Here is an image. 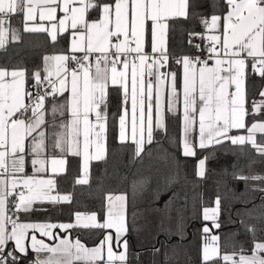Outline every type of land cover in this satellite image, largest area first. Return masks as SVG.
<instances>
[{"label": "snow or ice", "instance_id": "6c2138e0", "mask_svg": "<svg viewBox=\"0 0 264 264\" xmlns=\"http://www.w3.org/2000/svg\"><path fill=\"white\" fill-rule=\"evenodd\" d=\"M200 7L196 0H0V49L21 39L10 26L16 15L25 33H46L53 48L70 36L69 47L44 54L30 77L26 68L0 67V264H22L29 255V264H128L126 194L106 193L100 212L77 211L70 223L20 216L37 205L72 201L56 180L69 156L81 159L75 185L90 186L91 162L108 152L110 88L122 96L117 139L134 158L150 151L155 134L167 133L171 114L180 121L185 157L230 142L249 145L264 160V89L251 101L247 90L250 74L264 80V0H213L210 15L198 13ZM197 18L202 31H190L188 43L201 55L176 57L182 74L162 71L173 59L170 26ZM206 160L197 165L202 178ZM232 178L264 184V175L251 172ZM255 190L264 200V187ZM213 203L201 207V264H264V239L257 238L264 228L245 226L251 249L222 254L215 231L222 226L221 197ZM175 211L182 233L184 208ZM73 229L102 238L88 247L72 238Z\"/></svg>", "mask_w": 264, "mask_h": 264}, {"label": "trees", "instance_id": "16d2710c", "mask_svg": "<svg viewBox=\"0 0 264 264\" xmlns=\"http://www.w3.org/2000/svg\"><path fill=\"white\" fill-rule=\"evenodd\" d=\"M202 7L198 13L211 14L213 0H196ZM220 3L221 0H215ZM95 15V13H93ZM19 22V20H17ZM202 29L199 19L179 21L170 26L168 46L171 53L192 50L188 43L190 31ZM21 39L11 41L0 50V67L26 68L31 73L41 65L44 54L64 49L68 35L58 38L53 44L46 33H25L16 27ZM32 81L29 80V87ZM264 88V80L249 75L247 90L249 101L258 98ZM119 105L115 99L109 104V131L105 160L92 161L91 183L75 185L79 173L78 161L70 159L66 173L57 177L59 192H68L72 201L65 205L49 206L32 212L38 220H71L79 212H100L106 193L126 194L127 222L129 231L128 264H201L202 226L201 207L214 206L221 197V252H239L251 249L253 240L245 226L264 228V200L255 189L264 187L258 181H243L232 178L233 173L264 175L262 160L249 145L233 146L225 142L214 149H197L195 157H185L179 147L180 121L169 114L167 133L155 134L156 142L142 158H134L130 145H122L117 139L116 121ZM248 122H251L249 119ZM260 134H258V139ZM207 157L205 176H197L198 161ZM249 165L251 167H249ZM178 199L170 200L173 196ZM170 204L172 211L165 212ZM184 208L182 233L177 230L175 209ZM244 221V224H241ZM72 236L87 245H94L102 238L96 231L73 229ZM264 239V232L257 233ZM159 249V251H156ZM250 253V252H249ZM25 264V261H22ZM223 264V261L220 262Z\"/></svg>", "mask_w": 264, "mask_h": 264}, {"label": "crops", "instance_id": "0c3cea01", "mask_svg": "<svg viewBox=\"0 0 264 264\" xmlns=\"http://www.w3.org/2000/svg\"><path fill=\"white\" fill-rule=\"evenodd\" d=\"M96 18V15H92V19H95ZM17 20H19V22H17ZM37 22H39V20H37ZM17 25H18V27L20 26V28H22L23 29V17H22V15H16V16H13L12 18H11V21H10V26L12 27V28H15L16 29V27H17ZM200 31H202V29L200 30ZM200 31H197V32H200ZM50 39V38H49ZM11 42V39H9V43ZM8 43V44H9ZM69 43H70V36H68V40H67V45H66V47L64 48V49H62V50H65V49H67L68 47H69ZM8 44L5 46V48L8 46ZM4 48V49H5ZM0 50H2V49H0ZM61 51V50H60ZM57 52H59V51H57ZM50 54H52V53H50ZM9 70H11V69H13V68H8ZM162 71H174V72H177L178 74H182V67L180 66V65H178V64H176V65H170V67L169 68H167V69H162ZM264 89V88H263ZM109 93H110V95H109V104H110V102H111V100L112 99H115V101H117V103H118V105H119V112H118V114L120 113V111H121V107H122V96H121V93H120V91L118 90V89H115V88H110V90H109ZM129 107H130V105H129ZM251 122H249V124H250ZM116 130H117V136H118V129H117V125H116ZM232 134L233 135H241V134H246V132L244 131V130H233V132H232ZM259 134V133H258ZM258 134H257V138H258ZM70 159H72V160H75V161H78V170H79V173H78V175L76 176V178L80 175V173H81V159L79 158V157H72V156H69L68 158H67V164H66V170H67V166H68V163H69V161H70ZM91 165V164H90ZM28 172H29V174H31V168L29 167V169H28ZM66 173V171L64 172V173H62L61 175H63V174H65ZM60 176V175H59ZM58 177V176H57ZM57 177H56V180H57ZM60 194H68V192H59ZM68 202H62V203H60V204H58V205H49V204H44V205H37L36 206V209L37 210H45V209H47L49 206H59V205H65V204H67ZM20 216H21V219L22 220H25V221H27V222H54V223H70V222H74V216H73V218L71 219V220H68V221H66V220H48V219H44V220H38V219H36L34 216H32V212H30V213H21L20 214ZM57 231H59V230H57ZM71 236H72V232H71ZM72 238L73 239H78L77 237H73L72 236ZM80 240V239H79ZM81 242H83V241H81ZM84 243V242H83ZM85 244V243H84ZM97 244V243H96ZM96 244H94V245H87V244H85L86 246H88V247H93V246H95ZM32 258H33V256L32 255H29L26 259H24V261H25V264H29V262L32 260Z\"/></svg>", "mask_w": 264, "mask_h": 264}, {"label": "built area", "instance_id": "2783aa9c", "mask_svg": "<svg viewBox=\"0 0 264 264\" xmlns=\"http://www.w3.org/2000/svg\"><path fill=\"white\" fill-rule=\"evenodd\" d=\"M194 43L195 44H199L201 43V41L199 39H194ZM172 56H173V59L171 60L170 62V65H176V57H180V56H185V55H188V56H197V55H201L200 52L197 51V49L195 47L192 46V50L191 51H188V52H183V53H171ZM34 91V89H33Z\"/></svg>", "mask_w": 264, "mask_h": 264}, {"label": "rangeland", "instance_id": "374dc122", "mask_svg": "<svg viewBox=\"0 0 264 264\" xmlns=\"http://www.w3.org/2000/svg\"><path fill=\"white\" fill-rule=\"evenodd\" d=\"M23 30V29H22ZM198 165V164H197ZM248 254H250V253H248Z\"/></svg>", "mask_w": 264, "mask_h": 264}]
</instances>
